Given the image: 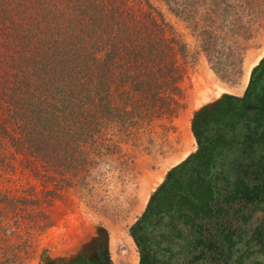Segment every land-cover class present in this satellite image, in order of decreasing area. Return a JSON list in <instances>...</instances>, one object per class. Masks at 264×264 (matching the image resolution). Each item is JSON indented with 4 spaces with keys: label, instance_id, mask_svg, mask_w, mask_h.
<instances>
[{
    "label": "rangeland",
    "instance_id": "374dc122",
    "mask_svg": "<svg viewBox=\"0 0 264 264\" xmlns=\"http://www.w3.org/2000/svg\"><path fill=\"white\" fill-rule=\"evenodd\" d=\"M171 1L148 0L185 45L179 56V62L186 66L181 83L186 97L181 107L175 109L170 103L163 109L146 111L140 101H119L122 90L118 89V82L109 89L117 98H110L106 110H92L88 119L91 129L80 130L86 121L76 116L74 122L66 124L71 127L55 135L61 143L59 151L44 153L43 160L30 157L26 161L25 155H17L9 161L12 169L0 167V193L11 199L28 195L25 206L0 217V264H43L45 258L67 256L84 240L100 235L106 237L112 264H138L140 251L131 230L168 172L196 152L193 118L223 95L243 94L254 70L264 62V0ZM173 5L176 11H171ZM249 6L261 12L249 23L250 16H244L239 34L229 33L220 50L222 64L213 69L194 25H223L230 19L223 11ZM226 27L227 23L222 34ZM118 76L115 71L114 77ZM168 94L165 103H169ZM234 188V184L221 187L225 190L222 204L226 207L236 197ZM3 206L0 204V210ZM44 217L49 224L42 228ZM260 217L258 212L248 214L236 209L231 217L222 219L224 243L232 246L239 242L240 229L245 226L249 231L245 237L253 235ZM10 231L16 235L7 236ZM214 238L215 233L209 230L211 244ZM244 241L241 238L238 246L239 261L264 264V244L245 250L249 247L245 242L249 241ZM239 258L234 254L228 264H237ZM224 262L227 263L225 259Z\"/></svg>",
    "mask_w": 264,
    "mask_h": 264
},
{
    "label": "trees",
    "instance_id": "16d2710c",
    "mask_svg": "<svg viewBox=\"0 0 264 264\" xmlns=\"http://www.w3.org/2000/svg\"><path fill=\"white\" fill-rule=\"evenodd\" d=\"M259 12L251 6L234 8L223 11L230 18L223 25H194L213 69L222 64L220 50L229 33L239 34L243 17L249 15V23ZM175 36L148 0H0V167L12 169L9 161L17 155H25L26 161L43 160L44 153L59 151L61 143L55 135L71 127L66 124L76 116L86 121L80 130L91 129L92 110H106L110 98H117L109 89L118 82L119 101H140L146 111L170 103L175 109L181 107L186 66L179 58L185 45ZM263 66L264 62L259 67ZM115 71L120 77H114ZM167 93L169 103L164 101ZM258 94L259 86L250 85L246 98ZM250 120L253 125L254 117ZM201 129L196 125L193 130L197 139ZM214 162V157L191 155L168 172L163 188L176 173L182 180L191 167L201 172L205 164L207 170H214ZM23 196L11 199L0 193L4 205L0 217L25 206L28 195ZM48 224L46 220L42 228Z\"/></svg>",
    "mask_w": 264,
    "mask_h": 264
},
{
    "label": "flooded vegetation",
    "instance_id": "af4514ba",
    "mask_svg": "<svg viewBox=\"0 0 264 264\" xmlns=\"http://www.w3.org/2000/svg\"><path fill=\"white\" fill-rule=\"evenodd\" d=\"M253 77L243 100L235 102L223 95L193 118V130L196 125L202 128L201 138L195 136L197 149L193 155L214 157L215 168L208 176L205 164L201 172L191 167L190 175L182 180L173 175L167 189L162 184L150 197L143 215L131 230L140 251L138 264H221L217 259L223 256V232L220 224H215V241L211 244L207 218L202 210L206 196L203 185L207 180L225 186L234 184L239 210L261 214L253 235L241 238L242 242L249 241H244L249 247L264 244V157L256 162L259 157L255 159V156L262 151L255 144L250 124L253 117L250 109L255 104L253 99L246 98L249 86L256 84ZM239 115L242 122L236 126L234 122ZM215 221L219 223L222 219L217 216ZM107 252L106 237L100 235L84 240L67 256L56 260L45 258L43 264H112ZM208 257L211 258L209 263ZM239 260L237 264H248L245 259Z\"/></svg>",
    "mask_w": 264,
    "mask_h": 264
},
{
    "label": "crops",
    "instance_id": "0c3cea01",
    "mask_svg": "<svg viewBox=\"0 0 264 264\" xmlns=\"http://www.w3.org/2000/svg\"><path fill=\"white\" fill-rule=\"evenodd\" d=\"M259 66H261V65H259ZM256 68L257 69H255L254 73H253V76H254L253 78H254V81L256 82L255 85H258L260 88V94H258L257 97L255 95H253L251 97L253 99V103L255 104V109H253V113L251 115L254 117V120L252 122H254L253 123V129H254L255 144L258 148H261V151L263 153V154L261 153L258 155L259 158L256 161V162H260L263 160L262 158L264 157V152H263L264 151V68H261V67H256ZM230 96L235 97L237 100H243V98L245 96V92L243 94H240V95H230ZM241 122H242V120H241V117L239 115L238 119H236L234 124L235 125L239 124L238 126H240ZM210 172H211V170L210 171L208 170V173L206 175L208 176L210 174ZM223 185H224L223 183H219L217 181H208V180L203 185V188H204L203 191H204V194L206 196H205V201H203V209L202 210L205 213L207 221L211 223V225L207 226V229L210 230L211 233L214 231L215 224L216 225L220 224V222L218 223L217 221H215V217L219 216V217H221V219L231 217V214L233 212H235L236 209L239 210L238 204H237V197L231 198L229 200V204L227 205V207H226V205L222 204V201H225L223 196H222L223 194L221 193V190H222L221 187ZM229 185H232V184L230 183ZM218 191L220 192V195H217ZM214 196L216 197V199H214L215 198ZM227 197H228V199L230 198V196H227ZM220 211H222L223 215H221ZM208 222H207V224H208ZM247 229H248L247 226L240 229L241 233L239 235V242L233 243L232 246H227L226 243H224V241H223V244H224L223 245V256H219V259H217V260H219V262L221 264H222V262H223V264L231 263L230 259L232 258V256L234 254L236 256H239L238 255L239 254L238 246L240 245V239H241V236H243V235H245V236L249 235V231ZM222 240H224V234L222 235ZM249 248H252V247L247 246V248H245V250H248ZM251 251H253V250H251ZM262 251H264V250H262ZM253 253H255V249H254ZM241 255H243V254H241ZM255 256H257V255H255ZM210 259L211 258L208 257L207 262ZM224 259L227 261V263L224 262ZM246 259H248V258H246Z\"/></svg>",
    "mask_w": 264,
    "mask_h": 264
}]
</instances>
